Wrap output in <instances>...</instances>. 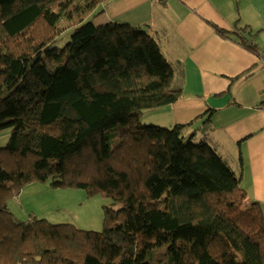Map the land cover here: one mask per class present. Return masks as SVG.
I'll return each mask as SVG.
<instances>
[{"label": "trees", "instance_id": "1", "mask_svg": "<svg viewBox=\"0 0 264 264\" xmlns=\"http://www.w3.org/2000/svg\"><path fill=\"white\" fill-rule=\"evenodd\" d=\"M112 1L0 0V264H264L260 207L197 119L141 124L181 85L145 31L93 23ZM47 181L111 199L103 229L14 217L7 197Z\"/></svg>", "mask_w": 264, "mask_h": 264}, {"label": "crops", "instance_id": "2", "mask_svg": "<svg viewBox=\"0 0 264 264\" xmlns=\"http://www.w3.org/2000/svg\"><path fill=\"white\" fill-rule=\"evenodd\" d=\"M95 19L128 24L163 41L181 97L143 116L163 127L197 119L191 128L196 140L205 136L240 177L245 202L257 203L264 219V0H113ZM208 112L204 131L199 117Z\"/></svg>", "mask_w": 264, "mask_h": 264}, {"label": "rangeland", "instance_id": "3", "mask_svg": "<svg viewBox=\"0 0 264 264\" xmlns=\"http://www.w3.org/2000/svg\"><path fill=\"white\" fill-rule=\"evenodd\" d=\"M102 21L94 19L93 23L99 25ZM156 40L162 55L169 61L166 45L162 40ZM140 122L152 125L148 116L143 114ZM9 133V129L0 131V148L5 146ZM6 205L18 220H45L49 224H72L81 230L100 232L103 229V210L112 207L113 202L101 195L89 196L83 189L53 188L47 181L24 186L17 196L7 197Z\"/></svg>", "mask_w": 264, "mask_h": 264}, {"label": "built area", "instance_id": "4", "mask_svg": "<svg viewBox=\"0 0 264 264\" xmlns=\"http://www.w3.org/2000/svg\"><path fill=\"white\" fill-rule=\"evenodd\" d=\"M259 60H260L261 67H262V70H263V79H264V55L260 56ZM263 95H264V87H263Z\"/></svg>", "mask_w": 264, "mask_h": 264}]
</instances>
